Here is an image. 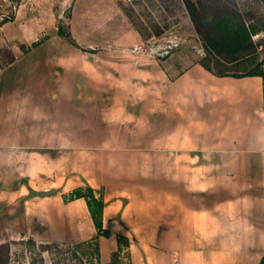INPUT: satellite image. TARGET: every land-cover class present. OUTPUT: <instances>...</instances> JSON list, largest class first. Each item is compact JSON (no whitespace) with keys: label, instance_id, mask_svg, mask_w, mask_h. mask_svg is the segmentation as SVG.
Here are the masks:
<instances>
[{"label":"crops","instance_id":"obj_1","mask_svg":"<svg viewBox=\"0 0 264 264\" xmlns=\"http://www.w3.org/2000/svg\"><path fill=\"white\" fill-rule=\"evenodd\" d=\"M0 3L17 4L0 22V56H10L0 65L8 264L26 236L96 237L86 201L63 202L79 187L104 191L103 263L122 235L132 264H259L264 77L133 52L144 41L118 0H72L65 18L69 0Z\"/></svg>","mask_w":264,"mask_h":264},{"label":"rangeland","instance_id":"obj_2","mask_svg":"<svg viewBox=\"0 0 264 264\" xmlns=\"http://www.w3.org/2000/svg\"><path fill=\"white\" fill-rule=\"evenodd\" d=\"M118 1L124 12L129 14L133 27L142 34L145 46L155 40L165 43L176 39L180 42V46L170 57L174 55L182 59L185 65L198 62L209 66L216 73L241 76L262 63L260 72L264 77V0H205L207 21L214 23L226 17L237 21L243 20L253 26L256 32L252 36L254 50L248 51L253 55L236 62L232 60L237 54H231L227 50L216 53L207 47L206 34L198 33L182 0ZM71 5L72 0H69L66 10L62 12L64 18L69 15ZM66 26V24L62 25L63 28ZM1 53L0 65H4L10 60V56L6 50ZM34 231L42 232V228L35 224ZM31 239L30 236H26L24 241L20 239L15 243L26 251V257L24 250L16 251V264H75L72 261L73 254L66 249V245L75 243L58 242L61 245L60 249H54L55 242L37 240L32 244ZM8 245V243L0 244V264L6 263ZM81 256V253L76 254L78 258Z\"/></svg>","mask_w":264,"mask_h":264},{"label":"trees","instance_id":"obj_3","mask_svg":"<svg viewBox=\"0 0 264 264\" xmlns=\"http://www.w3.org/2000/svg\"><path fill=\"white\" fill-rule=\"evenodd\" d=\"M182 3L185 9L187 10V13L189 14L198 33L206 34L207 47L211 51L221 53L222 51L227 50L231 54H237L236 58L232 60L233 62L253 55L248 52L254 50L252 36L256 32L252 25L245 23L243 20L237 21L236 19L226 17H222L214 23H211L207 21L208 13L205 10V0H182ZM126 15L128 19H130L129 14ZM136 30L142 37L140 31L138 29ZM59 33L60 36L65 37V28L60 27ZM68 38L70 39L69 36ZM200 64L204 66V68H206L207 70L217 75H227L224 73H216L209 66L203 63ZM261 67L262 63L254 66L249 72H246L241 76H231L263 77L262 73L260 72ZM62 199L65 204H68L77 199H84L86 201L94 228L97 232L96 237L88 241L66 245V249L71 252L74 256L72 261L75 264H132V256L130 249L132 242L129 238L122 235H116L117 248L114 252H112L110 260L107 263H103L101 260L99 238L104 237L109 239L112 236L111 232L104 228V208L106 206V202L104 199V191L102 189L95 190L91 187H79L67 194H64L62 196ZM31 242L32 244L36 243L33 239H31ZM53 244L54 249H60L59 247L61 245H59L58 243ZM77 253H81V258L76 257ZM8 259L9 245L7 246V256L5 264H8ZM259 264H264V255Z\"/></svg>","mask_w":264,"mask_h":264},{"label":"built area","instance_id":"obj_4","mask_svg":"<svg viewBox=\"0 0 264 264\" xmlns=\"http://www.w3.org/2000/svg\"><path fill=\"white\" fill-rule=\"evenodd\" d=\"M16 10V3H10L5 9L0 3V22L11 20ZM62 17L63 14L60 15V18ZM179 46L180 42L176 39L168 40L165 43H160L158 40H155L149 42L148 46H145V44L142 46H135L132 51L138 54H148L162 61L169 58Z\"/></svg>","mask_w":264,"mask_h":264}]
</instances>
